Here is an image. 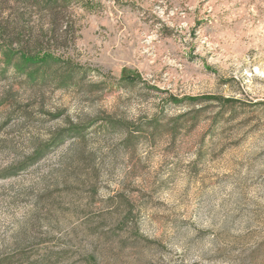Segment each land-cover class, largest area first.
Listing matches in <instances>:
<instances>
[{
    "label": "rangeland",
    "instance_id": "374dc122",
    "mask_svg": "<svg viewBox=\"0 0 264 264\" xmlns=\"http://www.w3.org/2000/svg\"><path fill=\"white\" fill-rule=\"evenodd\" d=\"M66 3L83 89L0 58V264H264V0Z\"/></svg>",
    "mask_w": 264,
    "mask_h": 264
},
{
    "label": "trees",
    "instance_id": "16d2710c",
    "mask_svg": "<svg viewBox=\"0 0 264 264\" xmlns=\"http://www.w3.org/2000/svg\"><path fill=\"white\" fill-rule=\"evenodd\" d=\"M41 1L44 0H35L36 3ZM45 1L49 21L39 22L35 28L30 26L26 11V6L32 0H0V58L7 59L8 65H12L13 68L17 65L18 57L30 59L21 67L22 71L25 70L23 73L27 74L23 84L28 87L83 89L84 79L88 76L83 66L74 64L70 59L55 56L40 57L41 51L49 49L51 44L61 48L68 45L75 35L73 25L70 21L64 23L65 14L58 10V8L64 10L67 7L66 0ZM22 71L16 73H22ZM127 83H134V81L128 80ZM62 136L60 134L58 137ZM55 141L58 143V140Z\"/></svg>",
    "mask_w": 264,
    "mask_h": 264
}]
</instances>
